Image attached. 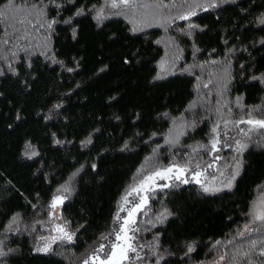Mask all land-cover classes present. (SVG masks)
Wrapping results in <instances>:
<instances>
[{
    "label": "trees",
    "instance_id": "trees-1",
    "mask_svg": "<svg viewBox=\"0 0 264 264\" xmlns=\"http://www.w3.org/2000/svg\"><path fill=\"white\" fill-rule=\"evenodd\" d=\"M103 2L0 0V239L4 251L14 250L0 259L4 264H78L112 229L117 201L130 185L170 162L191 160L205 167L216 155L221 159L204 181L220 191L205 194L192 182L149 199L147 215L138 217L136 243L145 247L140 250L144 259L136 264H154L153 245L164 256L160 264L231 257L236 249L247 251L253 239L258 252L264 230L236 234L249 223L245 214L264 189L258 187L264 186V137L254 134L249 142L231 125L225 129L223 121L264 109V83L252 79L264 74V24L259 22L264 0H227L198 11L191 22L202 30L191 34L189 22L176 19L187 10L183 0H175V6L163 0L169 6L159 8V19L141 24L109 16L98 26L95 12L73 15L83 6L99 9ZM69 17L71 25L63 22ZM53 19L57 22L49 29ZM158 74L163 78L154 79ZM253 114L260 118L264 112ZM216 125L220 151L193 153L208 143ZM231 137L249 147L241 154L223 147L234 143ZM26 142L39 155L24 156ZM237 158L243 161L241 175L231 189L223 188ZM73 173V190L60 210L76 232L75 242L36 253L51 197ZM164 208L172 215L160 223L156 215ZM189 244L195 250L185 255ZM252 259L264 262L255 254Z\"/></svg>",
    "mask_w": 264,
    "mask_h": 264
},
{
    "label": "snow or ice",
    "instance_id": "snow-or-ice-1",
    "mask_svg": "<svg viewBox=\"0 0 264 264\" xmlns=\"http://www.w3.org/2000/svg\"><path fill=\"white\" fill-rule=\"evenodd\" d=\"M12 0H9L11 3ZM172 5L175 6V0H171ZM185 4L188 5L187 10L180 13L176 19L188 21L187 29L189 30L188 34H191L192 30H202L199 25L191 22V18L197 16L198 11L208 12L211 9L218 8L221 4L226 3L227 0H183ZM169 5L164 4L163 0H104L103 5L96 9H87L86 6H83L73 15H83L91 14L95 12L93 19L97 21L98 26L105 19H108L109 16H127L129 13L132 14L133 19L138 10H144V14H148L150 11H153L158 8H166ZM183 6V5H181ZM59 7V5H58ZM0 15H3L0 13ZM57 21L53 19L47 24L49 29L52 28L53 24ZM66 24L71 25L72 18L69 17L67 20L63 21ZM259 22L264 24V13H261L259 17ZM140 30L138 27H133L131 31L136 32ZM183 32L184 29H181ZM73 38H76V30L72 31ZM7 43V41H5ZM129 63L127 59L124 61ZM9 68H12L9 65ZM161 69L163 71V63L161 64ZM103 70V69H102ZM68 71H73V69H68ZM4 73L0 71V75ZM13 75L17 73L13 69ZM163 78L158 74L154 79ZM253 80H260L261 83H264V74L261 76H252ZM207 87V85H204ZM239 101V98H238ZM56 107H60L57 105ZM264 112V109L256 108L250 109L246 112V118L242 117L240 119L230 121L225 119L223 124L225 129L229 125L238 130V134L242 137L248 139L249 142H252L254 134L257 137H264V115L260 118H256L253 112ZM20 117L18 116L17 119ZM241 125H246L247 127H241ZM219 125L214 126L211 129L212 137L207 144H199L196 148H193V153H197L199 150H204L206 154L211 155L212 153H218L220 151L221 138L219 134ZM55 135V134H53ZM225 136L228 135V132L225 131ZM234 143H224L223 147H231L237 154L243 153L248 147L249 143H246L236 137L230 138ZM88 143L91 142L89 139ZM178 143V139L166 140V143ZM56 144L62 143L60 140H55ZM23 155L28 159L39 155L35 150L34 146L30 142H26L25 151ZM221 159L219 155L213 157L211 163H208L205 167H202L200 163L193 164L191 160L187 161L185 164H177L175 162H170L167 166H161L156 168L154 171H151L149 174L144 175L142 179H139L137 182H134L130 185L121 196L120 200L117 201V209L113 215V224L114 227L112 230L106 234H102L99 239L102 241L97 247L92 248L91 252L84 256L81 261V264H136L138 261L144 259L140 254V250L145 247L143 244H137V233H139L140 228L138 227L137 214L147 215L145 209L149 205V199L155 198V194L164 189H179L180 186L186 185L194 182L200 186V190L205 194H212L218 192L221 189L216 187H210L209 184L201 180V177L205 176L208 169L215 167V161ZM95 169L96 165H92ZM243 167V161L237 158L235 163L232 165V170L229 174L227 180L222 182L223 188L231 189L234 186L237 178L241 175V169ZM79 172V170H77ZM191 174V181L186 178L185 174ZM77 173H73L72 176L66 181L63 185L56 189L51 197L50 203L48 205L49 217L53 221V227L51 231L55 235H50L48 237L41 236L40 241L42 242L38 247L35 248L36 252L40 253H51L53 251L52 245L55 244H73L76 238V232L69 230L68 221L64 220L62 223H55V221L61 220V215L57 212V209L64 205L65 201L69 199V196L72 192V181ZM219 175L224 176V172L221 171ZM213 181L217 179L215 175L211 177ZM158 181H171L172 183L164 182L158 183ZM178 182V183H177ZM258 187L264 188L262 185ZM135 197V200H130V197ZM121 213H126V215H121ZM172 213L164 208L163 211H160L156 215V220L160 223H163L165 219L171 216ZM250 217L249 223L243 226V230L237 232V236L245 237L246 234L259 232L264 230V191H261L260 195L250 204L249 212L245 214ZM19 219V214L12 216L10 223L8 225V230H13L12 225L16 224ZM253 225H258L253 227ZM6 239V237H5ZM5 240L0 239V258L8 256L9 253L13 252V249H8L4 251L3 245ZM229 244L232 241H228ZM264 243V242H261ZM220 241L216 242V245H219ZM258 241L250 240L249 247L247 251L241 252L240 249H236L231 257H228L227 254L220 255L219 258L214 262V264H221L222 261L229 259L230 264H253V254L259 257H264V247H260V250L256 252ZM214 245V247L216 246ZM158 245H153L151 249V255L154 257V264H160V261L164 259V256L158 253L155 249ZM243 247V246H241ZM194 247L189 244L187 246V252L192 253ZM0 264H4L3 259H0ZM264 264V262H262Z\"/></svg>",
    "mask_w": 264,
    "mask_h": 264
},
{
    "label": "rangeland",
    "instance_id": "rangeland-1",
    "mask_svg": "<svg viewBox=\"0 0 264 264\" xmlns=\"http://www.w3.org/2000/svg\"><path fill=\"white\" fill-rule=\"evenodd\" d=\"M8 9H9V14H10V16L11 17H13V15H14V7L12 6V5H10L9 7H8ZM159 16H160V13H159V8L158 9H155V10H153V11H150L148 14H144V10H138L137 11V13H136V15H135V18L133 19V17H132V14L131 13H129L127 16H125V17H129L133 22L134 21H136L137 23H140L141 24V21H144L145 19H149V20H152V19H154L155 18V20H158L159 19ZM153 21V20H152ZM150 22V21H149ZM200 100V99H199ZM203 103L205 102V101H202ZM174 135H176V133L174 134ZM185 176H186V178H188L190 181H191V174L190 173H186L185 174ZM210 178V177H209ZM201 180H207V179H205V177L203 176V177H201ZM210 180H211V178H210ZM164 182H168V183H171V181H158V183H164ZM210 187H215L214 185H209ZM261 191H264V189L263 190H260L259 192H258V195H257V197L260 195V193H261ZM56 193V192H55ZM130 200H135V197L133 196V197H130L129 198ZM49 211H50V209H49ZM57 212L61 215V210H60V208H58L57 209ZM121 215L123 216V215H126V213H121ZM138 217H139V214H137V220H138ZM65 219L62 217V215H61V220H58V221H55V223H62L63 221H64ZM43 229H44V233L42 234V235H40V237L41 236H44V237H48V236H50V235H55V233H53L52 231H51V229H52V227H53V221L50 219V217H49V213H48V215H47V218L43 221ZM69 227V226H68ZM114 227V224H113V226H112V228ZM69 230H71V231H73L72 229H70V227H69ZM112 230V229H111ZM110 230V231H111ZM109 231V232H110ZM40 237L38 238V241H37V243H36V245L34 246V252H36L35 251V248L36 247H38L42 242L40 241ZM100 242H102L101 240H98L96 243H94V244H92L90 247H88V249L83 253V255L81 256V258H80V260L78 261V264H81V261H82V259L84 258V256H86L87 254H89L90 252H91V250H92V248H94V247H97L98 245H99V243ZM52 247H53V245H52ZM36 253H40V252H36ZM86 254V255H85ZM216 260H213V261H210V262H207V263H203V264H214V262H215ZM221 264H226L225 263V261H222L221 262Z\"/></svg>",
    "mask_w": 264,
    "mask_h": 264
},
{
    "label": "bare ground",
    "instance_id": "bare-ground-1",
    "mask_svg": "<svg viewBox=\"0 0 264 264\" xmlns=\"http://www.w3.org/2000/svg\"><path fill=\"white\" fill-rule=\"evenodd\" d=\"M86 255V254H85Z\"/></svg>",
    "mask_w": 264,
    "mask_h": 264
}]
</instances>
